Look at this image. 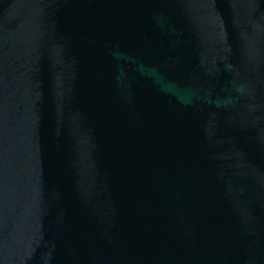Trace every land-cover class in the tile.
Listing matches in <instances>:
<instances>
[{"label": "water", "instance_id": "water-1", "mask_svg": "<svg viewBox=\"0 0 264 264\" xmlns=\"http://www.w3.org/2000/svg\"><path fill=\"white\" fill-rule=\"evenodd\" d=\"M0 264H264V0H0Z\"/></svg>", "mask_w": 264, "mask_h": 264}]
</instances>
